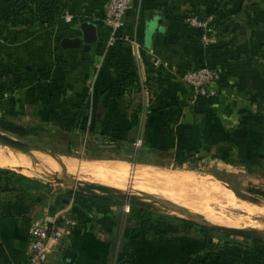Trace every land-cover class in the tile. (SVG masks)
Here are the masks:
<instances>
[{
  "label": "crops",
  "instance_id": "obj_1",
  "mask_svg": "<svg viewBox=\"0 0 264 264\" xmlns=\"http://www.w3.org/2000/svg\"><path fill=\"white\" fill-rule=\"evenodd\" d=\"M63 2L57 19L23 26L17 37L1 41L0 96L10 108L34 110L32 124L51 123L49 112L57 111L60 124L87 119L88 130L110 137H133L136 129V139L144 134L159 159L248 173L252 187H264V0H132L113 42L103 23L106 0ZM212 11L219 41L206 46L186 18ZM83 21L94 24L96 40L88 50L63 47L62 38L82 36ZM123 36L135 40L139 57ZM201 64L220 71L214 96L195 95L181 79ZM93 167L86 176L104 174ZM47 210L35 200L0 202V264L25 259L29 225L49 216ZM61 224L64 234L46 264H188L203 243L200 233L184 230L158 239L141 236L134 257L124 262L119 247L79 210L76 220ZM66 249L74 251L71 261L63 260ZM230 252L209 264H264L257 255Z\"/></svg>",
  "mask_w": 264,
  "mask_h": 264
},
{
  "label": "rangeland",
  "instance_id": "obj_2",
  "mask_svg": "<svg viewBox=\"0 0 264 264\" xmlns=\"http://www.w3.org/2000/svg\"><path fill=\"white\" fill-rule=\"evenodd\" d=\"M7 100L8 98H4L3 95L0 96V120L12 122L23 127L31 126L34 128V132L27 136H19L0 127V133L12 137L21 143L44 149L55 156L46 155L25 145L19 146L24 154L13 151L8 147L0 146L2 158L4 159L5 157L4 161L8 160L13 164V166L0 164V169L6 171L0 182V202L7 200L18 201L19 199L24 201L35 200L36 204L48 207L47 212L49 215L57 214L59 222L67 217L70 220H76L78 209L72 206V199L67 197L68 192L73 191V189L71 186L59 181L61 173H70L83 184H90V186L84 188L89 192L102 194L103 191L95 188V185H99L106 191L127 195V192L131 193L127 191L129 186L120 190L116 186L114 187V183L104 175L99 174L105 178L101 176L95 177L94 174L86 176V168L88 166L124 164L128 169L138 171H143V168L147 170L154 169L160 175L169 173L170 175H167L173 179L175 184H179L184 191H187H185L187 194L185 198L182 194L181 197L169 196L171 190H167L169 194H165V196L161 193L155 194L153 191L140 192V190H137V193H133L137 195V198L134 199L140 201L138 202L139 205L153 211L155 216L164 215L169 220L173 217L185 218L182 213L161 206L163 202L181 209L194 218L241 229L253 228L258 232V235L239 236L229 234L227 237L223 232L215 230L209 234L212 242L221 244L226 239L249 242L247 238L264 241V198L257 193L258 189L262 187H252V175L248 173L227 174L217 172L214 167L204 168L194 164L176 166L172 159L168 157L159 159L153 153L128 152L124 148L117 147V142L110 140V136L105 131L88 130L87 119H83L80 122L81 124L78 125L79 129H84L83 132L80 131V134L72 133L71 125H66L64 121H62L61 125L60 120L56 118L48 124L45 120H39L37 116V122L39 123L32 124L33 115L36 116L34 110H25L24 107L15 108L14 106L10 108ZM137 132L135 129V134L133 133L135 138L140 137ZM71 133L73 136H71ZM126 137L127 135L123 134V138ZM135 142L134 146L137 148L138 146L135 145ZM28 159L34 166V170L43 174L42 176L24 173L28 169L22 163ZM55 160L56 162H61L55 163ZM46 163L50 164H48L49 168H47ZM51 164H54L55 167H52L54 170L51 169ZM132 165L135 167H131ZM219 180L238 188L247 196L255 197L256 201L261 202L258 204L259 207L253 204V200L234 195L225 186H222ZM114 182L118 185L117 181ZM140 182L142 186L148 185V182L143 179ZM216 188H221V192L219 191L218 193L215 190ZM226 190L228 194L235 198L234 200L229 198L228 194L225 193L227 192ZM115 200L111 205L110 213L106 216L110 219L112 225L109 226L108 223L104 222L101 214H97L95 219L90 220V225L104 232L105 236L111 239L113 245L119 247L125 229L131 225L129 220V204L131 203L122 198H116ZM44 216L40 215L39 217ZM174 222L176 221L174 220ZM184 232L200 233L198 228L186 229Z\"/></svg>",
  "mask_w": 264,
  "mask_h": 264
},
{
  "label": "trees",
  "instance_id": "obj_3",
  "mask_svg": "<svg viewBox=\"0 0 264 264\" xmlns=\"http://www.w3.org/2000/svg\"><path fill=\"white\" fill-rule=\"evenodd\" d=\"M64 5L65 3L63 0H2L0 12V46L2 45L1 41L17 37L23 26L34 27L37 24H47L49 21L57 19ZM208 14H213L214 21L218 24L216 13L212 11ZM49 113L50 119L53 118L52 121L58 116L57 111H50ZM0 127L4 130L16 133L19 136H27L34 132V128L31 126L23 127L3 120H0ZM71 131L74 134H80V131L83 132L84 129H79L78 126H72ZM71 136H73V134ZM110 140L116 141L117 146H122L128 152H152V147L145 140L144 134L141 137V144L137 148L134 146L136 140L134 135L133 137L127 135L126 138H123V136H112ZM121 140H123L124 143H120ZM187 160L188 159L178 158L176 160L174 159V162L176 166H183L182 164L186 163ZM4 173H6V171L0 169V182ZM258 190L257 193L264 198V187ZM67 195L68 198L72 199V206L78 209L89 220H93L96 218L97 214H101L103 216L102 220L108 223L109 226L112 225V222L106 216L110 213L111 205L116 201L114 198L72 190L69 191ZM129 220L131 225L124 231L118 251L119 259L124 262H128L134 257L136 244L141 236H145L149 239H158L168 235L178 234L180 231L191 228L199 229L203 236V243L199 251L196 252L197 255H192V257L188 259V264H209V262L215 258H223L229 255L231 253L230 251L254 254L264 261V252L259 251V248L261 249V247L264 246V241L247 238L249 242L229 239H226L221 244L212 242L210 241L209 234L211 231H215L214 229L186 218L173 217L169 220L164 215L155 216L153 211L134 203L129 204ZM174 220L176 222H174ZM221 232L227 237L230 234L224 231Z\"/></svg>",
  "mask_w": 264,
  "mask_h": 264
},
{
  "label": "built area",
  "instance_id": "obj_4",
  "mask_svg": "<svg viewBox=\"0 0 264 264\" xmlns=\"http://www.w3.org/2000/svg\"><path fill=\"white\" fill-rule=\"evenodd\" d=\"M132 0H106L103 6V23L108 27L110 42H113L118 31L123 25V16L130 7ZM65 21H70L71 16L65 15ZM186 23L201 31L200 41L206 46H214L218 43V29L214 25V15L205 16L191 15L186 18ZM130 42L131 51L139 57L137 43L134 39L127 36L122 37ZM220 71L210 65L201 64L185 70L181 79L187 85L192 87L195 95L214 96L216 89L214 85L220 79ZM135 145L139 146L141 139L135 140ZM61 222L57 214L39 217L34 219L28 228V243L26 245L24 256L25 259L16 264H46L48 255L58 244L64 234Z\"/></svg>",
  "mask_w": 264,
  "mask_h": 264
},
{
  "label": "water",
  "instance_id": "obj_5",
  "mask_svg": "<svg viewBox=\"0 0 264 264\" xmlns=\"http://www.w3.org/2000/svg\"><path fill=\"white\" fill-rule=\"evenodd\" d=\"M80 28L82 31L81 37L75 38V39L74 38L71 39V38H67V37L62 38L61 45L63 47L72 46V47L83 48L85 50H88L90 47L89 46L90 43L96 40L95 26L92 23H89L87 21H83L80 24ZM20 145H25L27 147H30V148L38 151V152H42V153L49 155V156H55L51 152H48L44 149L38 148L36 146L30 145L27 143H21L12 137H9L3 133H0V146L8 147L9 149H11L13 151L20 152V153L24 154L21 151V149L19 148ZM59 157H65V156H59ZM80 160H82V159H80ZM59 181L71 186L73 191H84V192H88V193H93V192H89L86 189H84L87 186H85V184H83L81 181H78L77 179H75L74 176L70 173L62 172L61 175L59 176ZM219 181L222 183L223 186H225L228 190H230L232 193H234V195H236L238 197L247 198V199L256 201L255 197L247 196L238 188H236L230 184H227L221 180H219ZM95 188L100 190V191H103L102 194H98V195H103V196L111 197L114 199L122 198V199L129 201L130 203H134V204L139 205V203H138V202H140L139 200L127 197L126 195H124L122 193L106 191V189H104L103 187H101L99 185H95ZM93 194H96V193H93ZM161 206L166 207V208L171 209V210H174V211H178V212L182 213L186 219H189L191 221H194L198 224L207 226V227L214 229V230H217V231H224V232L234 234V235H239V236H249L251 234L258 235L257 230H255L253 228L241 229V228H237V227H233V226L214 223V222H211V221H208L205 219H200V218H196V217L194 218L193 216H190L187 213H185L184 211H182L181 209L176 208V207H172V206L167 205L166 203H163V202L161 203ZM73 255H74V251H72L71 249H66L63 260L71 261Z\"/></svg>",
  "mask_w": 264,
  "mask_h": 264
},
{
  "label": "bare ground",
  "instance_id": "obj_6",
  "mask_svg": "<svg viewBox=\"0 0 264 264\" xmlns=\"http://www.w3.org/2000/svg\"><path fill=\"white\" fill-rule=\"evenodd\" d=\"M4 159H5V157H4ZM4 159L2 158V154H1V151H0V164L3 165V166H5V165L13 166V164H11L10 161H8V160L4 161ZM57 162H61V161H57ZM18 165H20V164L18 163ZM22 165H24L25 168L28 169V171L25 170L24 173H27V174L30 173V174L35 175V176H42L43 175V174H40V172L38 173V172H36L34 170V168H33L34 166H32L31 161H29V159L24 161V163H22ZM131 167H135V166L132 165ZM21 168H22V166H21ZM47 168H49V166H47ZM51 169L54 170V168H52V167H51ZM93 169L97 170L99 172H103L106 175V177L108 176L113 181H117L118 182V186L120 188H122V189L126 188V187L128 188V186H129V189L127 191H129L131 193L127 192L126 196L130 197V198H137V195L133 194V193H137L136 192L137 190H140V192L153 191V193H155V194H160L161 193L164 196H165V194H169L167 192V190H171V192H170L171 194H169V196L170 195H174V196H180L181 197V194H182V196L184 198L187 196V194L185 193L186 190L184 191L179 184H175V182L173 181V179L171 177H169L167 174L160 175L154 169L147 170V169L143 168L144 169V170L142 169L143 171H141V170L138 171V170H134V169H128V167L126 165H124V164L99 165L97 167H93ZM94 174H95L94 176H98L101 173L97 174V173L94 172ZM99 176H101V175H99ZM142 179L147 181L148 185L142 186V184L140 182V180H142ZM107 181L110 182L109 180H107ZM85 185L86 186H90V184H85ZM113 186L115 187V185H113ZM215 190H217L218 193H219V191L221 192V188L220 189L216 188ZM223 190H225V189L223 188ZM217 192H215V193H217ZM223 192H225V191H223ZM225 193L228 194V191L225 192ZM228 196H229V198H231L233 200L235 199L230 194H228ZM259 203H261V202L253 200V204H255L256 206H258Z\"/></svg>",
  "mask_w": 264,
  "mask_h": 264
}]
</instances>
